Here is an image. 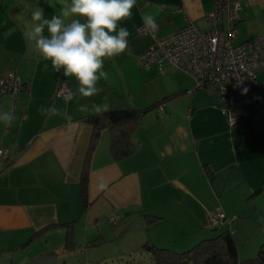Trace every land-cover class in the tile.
<instances>
[{
	"label": "crops",
	"instance_id": "crops-1",
	"mask_svg": "<svg viewBox=\"0 0 264 264\" xmlns=\"http://www.w3.org/2000/svg\"><path fill=\"white\" fill-rule=\"evenodd\" d=\"M37 6L50 18L46 0H0V80L14 73L23 82L15 117L0 121V149L11 154L9 167L0 170V264H28L51 250L64 261L79 250L130 261L146 242L182 252L215 234L208 218L216 211L235 216L230 228L240 259L254 257L264 241V106L253 105L231 127L215 92L196 89L186 73L137 63L153 43L151 32L138 33L145 13L156 17L158 36L189 20L207 30L214 0H136L131 18L120 24L130 32L128 51L105 60L109 77L100 81L102 91L68 104L57 96L62 72L42 60L24 34ZM238 29L237 43L264 34V0H248ZM258 79L264 85V70ZM159 102L164 111L156 106L134 130L131 155L115 157L109 128L91 149L93 126L86 119L104 112L93 104L112 110ZM12 105V98H0V116H12ZM101 177L105 191L97 190ZM143 212L159 219L148 223Z\"/></svg>",
	"mask_w": 264,
	"mask_h": 264
},
{
	"label": "built area",
	"instance_id": "built-area-1",
	"mask_svg": "<svg viewBox=\"0 0 264 264\" xmlns=\"http://www.w3.org/2000/svg\"><path fill=\"white\" fill-rule=\"evenodd\" d=\"M248 0H214V9L207 14L209 28L203 30L195 21L168 35L158 36L144 26L139 34L148 31L153 36L152 45L137 58L140 68L156 67L160 72H183L191 76L196 89L210 90L218 96L223 115L231 127L238 126L248 117L250 108L264 106V89L258 79L264 70V34L237 43L240 12ZM69 85L60 82L57 96L70 95ZM247 89L245 92L244 90ZM23 90V82L14 73L0 80V98H12V117L16 114V102ZM160 112L164 105H160ZM231 117V119H230ZM11 154L0 149V162L5 170ZM211 226H229L230 218L220 211L209 214ZM117 216L110 218L115 222Z\"/></svg>",
	"mask_w": 264,
	"mask_h": 264
},
{
	"label": "clouds",
	"instance_id": "clouds-1",
	"mask_svg": "<svg viewBox=\"0 0 264 264\" xmlns=\"http://www.w3.org/2000/svg\"><path fill=\"white\" fill-rule=\"evenodd\" d=\"M46 3L53 10L50 18L45 17L44 7H34L30 26L24 33L26 38L34 43L42 60L50 62L55 72H62L65 86L75 80L74 87L69 88L72 94L63 96L65 104L76 95L82 98L97 95L102 91L98 86L100 81H107L109 77L105 71V60L128 51L130 32L120 24L131 18L136 0H46ZM142 20L146 29L151 32L157 30L153 14L145 13ZM91 108L101 112L106 111L108 105L93 104ZM40 111L43 114V110ZM79 111L87 112L89 107L80 105ZM53 112L58 114L56 109ZM11 120L9 112L0 116V121L6 124ZM107 188V181L101 177L97 190L105 191Z\"/></svg>",
	"mask_w": 264,
	"mask_h": 264
},
{
	"label": "trees",
	"instance_id": "trees-1",
	"mask_svg": "<svg viewBox=\"0 0 264 264\" xmlns=\"http://www.w3.org/2000/svg\"><path fill=\"white\" fill-rule=\"evenodd\" d=\"M260 88L264 89V85H261ZM160 105L161 103L159 102L143 109L139 107L112 109L88 116L86 120L93 126L91 149H94L101 131L109 128L112 132V151L115 157L120 159L131 155L135 151V145L131 141L134 130L141 124L143 116L147 112ZM87 180L88 177L85 175L82 180V197L84 201H86ZM143 216L148 223L159 219L158 216L145 212H143ZM72 223H67L66 225L71 227ZM67 245L69 248L74 247L71 234ZM147 254H149V259L154 264H264V241L254 257L241 260L238 245L230 225L216 227L213 236L182 252L170 248L157 247L153 243L146 242L141 247L139 258H132L128 262L139 264L138 262L145 260L143 258Z\"/></svg>",
	"mask_w": 264,
	"mask_h": 264
},
{
	"label": "rangeland",
	"instance_id": "rangeland-1",
	"mask_svg": "<svg viewBox=\"0 0 264 264\" xmlns=\"http://www.w3.org/2000/svg\"><path fill=\"white\" fill-rule=\"evenodd\" d=\"M95 250V248H93ZM96 254H93L92 252H86V251H78L73 257L68 258L67 261H64L63 259H55L52 262L48 264H131L128 261L125 260H117V259H107L103 258L101 255L100 250L94 252ZM144 261L138 262L139 264H154L149 259V257L143 258ZM3 264V263H2Z\"/></svg>",
	"mask_w": 264,
	"mask_h": 264
},
{
	"label": "water",
	"instance_id": "water-1",
	"mask_svg": "<svg viewBox=\"0 0 264 264\" xmlns=\"http://www.w3.org/2000/svg\"><path fill=\"white\" fill-rule=\"evenodd\" d=\"M57 258L55 250L47 251L35 258H33L28 264H48Z\"/></svg>",
	"mask_w": 264,
	"mask_h": 264
}]
</instances>
